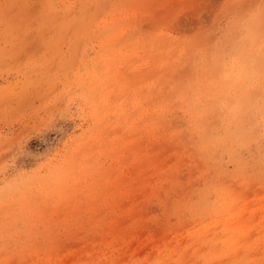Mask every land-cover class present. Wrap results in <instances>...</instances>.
Returning a JSON list of instances; mask_svg holds the SVG:
<instances>
[{"label": "rangeland", "instance_id": "rangeland-1", "mask_svg": "<svg viewBox=\"0 0 264 264\" xmlns=\"http://www.w3.org/2000/svg\"><path fill=\"white\" fill-rule=\"evenodd\" d=\"M0 264H264V0H0Z\"/></svg>", "mask_w": 264, "mask_h": 264}]
</instances>
